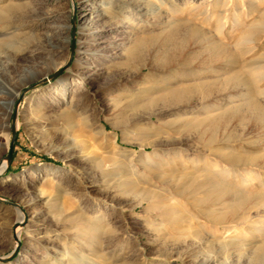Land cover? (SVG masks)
I'll return each instance as SVG.
<instances>
[{"label":"rangeland","instance_id":"obj_1","mask_svg":"<svg viewBox=\"0 0 264 264\" xmlns=\"http://www.w3.org/2000/svg\"><path fill=\"white\" fill-rule=\"evenodd\" d=\"M143 2L150 11L139 16L122 0H0L40 15L17 30L0 26V39L25 38L0 49V256H9L0 264H264V0ZM102 7L96 25L129 19L138 28L106 32L116 43L90 56L100 70L83 79L80 50L95 48L81 28ZM174 29L196 34L174 39ZM46 31L63 45L57 65L27 47L46 43ZM140 37L155 39L128 64ZM165 48L170 61L206 70L169 84L152 77L147 66ZM182 85L189 99L164 97ZM151 89L157 103L141 106Z\"/></svg>","mask_w":264,"mask_h":264},{"label":"bare ground","instance_id":"obj_2","mask_svg":"<svg viewBox=\"0 0 264 264\" xmlns=\"http://www.w3.org/2000/svg\"><path fill=\"white\" fill-rule=\"evenodd\" d=\"M122 1L125 4H127L129 7H131V9L134 12H136L137 15H139V16H143L144 14H147L150 11V7L145 5L143 0H122ZM28 5L29 4H26V3H15V4H8L6 6H0V26H2L4 24H9V25L11 24L10 27L14 30H17L18 27L16 25L26 22L29 16H30V18H33L34 20L37 18H40V15H38L37 13L29 14V16H28V12H26V11H28ZM103 9L104 8L102 7V8H99L98 10H96L97 14L95 15V19L93 20V23L91 25L88 24V25L81 28V33L84 36H86L84 38L83 44L90 43V45L91 46L94 45V48H95L94 49L95 53L94 52L92 53V50L89 47L87 48V45L85 44L82 47H86V48L83 50H80V53L82 55L75 63V65H76V72L75 73H76V76L81 77L83 79H87L88 75L94 74L98 70H100V68L98 66H96L93 62H91L90 56L96 55V53L98 54L101 51L105 52L104 49L106 47L116 43L115 42L116 36H114V35H108L107 36L106 32H108L110 30L114 32V30H118V29H121L122 27H124L125 31L130 33V32L136 31L138 28V27L136 28L134 26L135 23L133 21L132 22L129 21V19L128 20H125V19L120 20V21H117L116 23H111L109 25L105 24V23H103L101 25H96V22L100 21V19L103 18L102 17L104 15ZM88 13L89 12H85L82 14V16L84 14H88ZM69 29L70 28H67V30H69ZM195 30L187 31L189 33H187L185 31L186 32L185 33L181 29H174V30H172L171 35L169 33V36L171 38L175 39L176 35H180L181 37H178L179 39H182V40L189 39L190 35L196 34ZM5 35H6V33H5ZM56 38L58 40L59 39L61 40V29L59 30L58 37H56ZM143 38L144 37H142V39H141V37H140V39L138 38L139 42L138 43L135 42L136 44L127 50V57H126L127 60L125 61L126 63L132 64V62L134 60H137L139 62L140 54L142 51V44L149 42V40L153 41L155 39L154 37H151V38L145 37L144 39ZM171 38L169 39V41H171ZM54 39H55V36H53L49 31H46V40H47L46 43H42L41 45L29 44L27 46L31 53H35L36 51L43 50L42 52L44 53V60L41 62L42 65H48L49 60H51L54 63V65L58 64V62L54 60V50L61 48L63 45L61 44V42H54ZM64 39L67 40L65 35H64ZM23 40H25V38L21 33H16V32L9 33L8 36L3 37V39H0V49L17 47L20 43H22ZM167 49H169V48H165L164 50L158 52V55L160 56V59L158 61L159 62L158 66H156V67L147 66L149 71L152 73V77L161 78L164 81V83L169 84V82L171 80H174L177 77L185 78V77H188L190 75L198 76V75L202 74L201 70H206V67H204L203 64L201 66L198 65V67L195 68V67H192L191 65L187 64L186 62L175 61V60L170 61V59H172V57H173V53H171ZM33 67H35V66H33ZM222 68L223 67H220L219 69L221 70ZM36 74H37V72L35 70H33V68L29 69V75H30L31 79H34L36 77ZM61 87H62L63 92H67V89H68L67 88V81L61 80V78H60L58 80L57 88L61 89ZM191 88H192L191 85H182V86L170 87V88L166 89L167 92L165 93L164 97L167 98L168 100H175V101L181 99L184 96L189 99V97H191ZM247 88L251 89L250 87H247ZM199 91H200V94H203V96H204L208 92V87L206 85H203V86H201ZM60 92H61V90H60ZM147 92L149 93V98L146 101L142 102V104L140 103L141 106H143V107H145L149 104L150 105L156 104L157 100L159 98L157 95H155V93H154L155 91L153 89L147 90ZM12 109H13V102H11L8 105V107H6V109H4L5 115H6V117L4 118L6 120L5 124L8 127H9V116L11 115ZM121 109L119 108V106H117V107L115 106L111 110V112L118 114L119 112H122ZM252 110H254V109L252 108ZM251 112H253V111H251ZM68 114H69V112H66V113H63L62 116L65 117ZM60 117H61V114H60ZM258 117H259V115H258ZM259 119H261V118H259ZM262 119L264 120V116L262 117ZM126 123H128V122L127 121L119 122V123H113L112 122V126L119 128L120 126L122 127V126L126 125ZM218 126H219V122H216V123H214V125L209 126L208 130L213 131ZM6 166H7V161L2 162V164L0 166V174L4 172ZM55 208L58 209V206H55ZM25 214H27L26 210L24 212L22 211L20 213L21 217L18 220L19 225L17 226V229L15 231V237L18 239V241L20 240V237H21L22 224H23V222L28 220V218H27V216H25ZM18 241H15L14 249L16 248ZM224 242H225V240H224ZM261 251L262 252L260 253L259 258L261 260H264V243H262V245H261ZM8 258H9V256H7V257H1L0 256V260L3 261V263L4 262L6 263L8 261Z\"/></svg>","mask_w":264,"mask_h":264},{"label":"water","instance_id":"obj_3","mask_svg":"<svg viewBox=\"0 0 264 264\" xmlns=\"http://www.w3.org/2000/svg\"><path fill=\"white\" fill-rule=\"evenodd\" d=\"M72 54H73V48H72ZM70 64V62L68 63V65ZM67 67V66H66ZM65 67V68H66ZM61 69V72L65 69ZM15 122H16V116L13 117L12 119V133H11V142H10V148H9V153L7 155V160H8V164H10L11 160H12V156H13V150H14V143L16 141V137H17V129L15 126ZM15 254V252H14Z\"/></svg>","mask_w":264,"mask_h":264}]
</instances>
